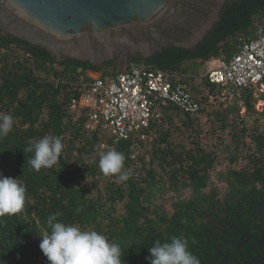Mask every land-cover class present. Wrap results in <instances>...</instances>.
Segmentation results:
<instances>
[{
  "label": "trees",
  "instance_id": "trees-1",
  "mask_svg": "<svg viewBox=\"0 0 264 264\" xmlns=\"http://www.w3.org/2000/svg\"><path fill=\"white\" fill-rule=\"evenodd\" d=\"M220 18L195 49L131 59L176 74L202 104L193 113L158 99L161 118L146 129L151 140L90 132L88 109L71 108L93 72L120 73L114 62L58 61L0 34V114L14 119L0 137V177L19 178L30 197L20 212L0 217V264H50L39 245L53 214L119 244L126 264H149L148 248L173 237L186 238L201 264H264V109H257L264 81L225 94L204 75L207 62H228L241 38H255L264 0L228 1ZM46 135L62 139L60 163L36 171L27 163L34 153L23 150ZM112 149L125 154V182L99 168L100 152Z\"/></svg>",
  "mask_w": 264,
  "mask_h": 264
},
{
  "label": "water",
  "instance_id": "water-1",
  "mask_svg": "<svg viewBox=\"0 0 264 264\" xmlns=\"http://www.w3.org/2000/svg\"><path fill=\"white\" fill-rule=\"evenodd\" d=\"M228 1L235 0H0V34L45 49L58 61L114 62L125 72L139 55L195 49Z\"/></svg>",
  "mask_w": 264,
  "mask_h": 264
},
{
  "label": "built area",
  "instance_id": "built-area-1",
  "mask_svg": "<svg viewBox=\"0 0 264 264\" xmlns=\"http://www.w3.org/2000/svg\"><path fill=\"white\" fill-rule=\"evenodd\" d=\"M255 35L251 40L241 38L240 50L230 61L217 60L215 67L207 62L204 75L212 83L226 86L225 94L264 81V26ZM130 67L109 79L101 76L84 84L86 92L72 100L73 111L80 107L88 109V131L102 130L117 139L135 135L146 140V129L161 118L158 99L172 101L186 112L201 110L202 104L187 87L175 83L176 74L137 65Z\"/></svg>",
  "mask_w": 264,
  "mask_h": 264
},
{
  "label": "clouds",
  "instance_id": "clouds-1",
  "mask_svg": "<svg viewBox=\"0 0 264 264\" xmlns=\"http://www.w3.org/2000/svg\"><path fill=\"white\" fill-rule=\"evenodd\" d=\"M13 125L11 115L0 114V137L10 133ZM62 149L60 137L46 135L29 141L23 152L34 153L27 163L39 171L60 163ZM125 161V154L120 151H102L99 168L105 176H114L119 182H125L130 178ZM29 199L26 186L19 178L0 177V217L20 212ZM46 224L50 232L41 235L39 247L50 264H126V257L121 259V246L111 242L105 235L60 222L55 214L47 217ZM148 251L149 264H201V260L190 251L188 240L184 237H173L170 242L164 243L157 240Z\"/></svg>",
  "mask_w": 264,
  "mask_h": 264
},
{
  "label": "rangeland",
  "instance_id": "rangeland-1",
  "mask_svg": "<svg viewBox=\"0 0 264 264\" xmlns=\"http://www.w3.org/2000/svg\"><path fill=\"white\" fill-rule=\"evenodd\" d=\"M217 60H214L213 59V61H210V66H212V67H215V66H217ZM257 109L259 110V111H262L263 109H264V102L263 101H260L259 103H258V105H257ZM242 113H245V108H243V110H242ZM167 208L168 209H170V206H167Z\"/></svg>",
  "mask_w": 264,
  "mask_h": 264
},
{
  "label": "crops",
  "instance_id": "crops-1",
  "mask_svg": "<svg viewBox=\"0 0 264 264\" xmlns=\"http://www.w3.org/2000/svg\"><path fill=\"white\" fill-rule=\"evenodd\" d=\"M211 61H213V60H211Z\"/></svg>",
  "mask_w": 264,
  "mask_h": 264
}]
</instances>
